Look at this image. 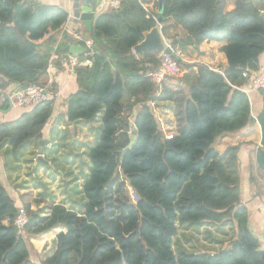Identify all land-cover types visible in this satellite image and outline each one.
<instances>
[{
	"label": "trees",
	"instance_id": "16d2710c",
	"mask_svg": "<svg viewBox=\"0 0 264 264\" xmlns=\"http://www.w3.org/2000/svg\"><path fill=\"white\" fill-rule=\"evenodd\" d=\"M144 2L120 0L117 8L93 18L84 37L98 52L90 65L74 68L77 89L54 122L100 118L97 140L86 151L83 185L66 194L80 195L78 206L48 202L45 214L24 207L28 221L19 231L13 224L18 208L0 182V264H264V248L242 201L238 146L222 153L215 147L221 136L250 126L243 72H259L263 0H161L157 15L145 10ZM228 3L234 5L231 11H226ZM158 15L164 34L170 27L183 30L182 36L171 37V48L185 51L205 40L225 41L227 64L214 70L177 58L184 71L178 89L154 82L145 73L160 64L158 52L147 50L138 57L133 47L156 25ZM66 21L67 12L54 4L0 0V109L8 106L2 92L10 85L38 84L49 67H67L70 45L84 43L62 31ZM257 91L264 102V91ZM51 93L52 98L16 119L0 122V145L7 142L14 155L26 143H39L53 113L54 84ZM162 101L175 103L176 132L169 139L150 106ZM256 117L261 129L256 159L264 171V106ZM133 128L134 144L121 154ZM57 132L53 128V136ZM4 217H9L7 225ZM228 223L233 234L222 250L175 247L181 227L221 230ZM57 225L65 231L56 235L55 251L35 262L27 238Z\"/></svg>",
	"mask_w": 264,
	"mask_h": 264
},
{
	"label": "crops",
	"instance_id": "0c3cea01",
	"mask_svg": "<svg viewBox=\"0 0 264 264\" xmlns=\"http://www.w3.org/2000/svg\"><path fill=\"white\" fill-rule=\"evenodd\" d=\"M39 2L45 4H54L67 12V21L65 22L62 31L71 35L72 33L78 32L82 36L87 37V32L85 26L81 21L76 22V18L73 17L74 12V0H38ZM109 0H102L99 6L94 10L95 18L98 14L106 11L109 7L107 2ZM156 0H145L143 3V8L157 15L159 13V4L155 3ZM158 1V0H157ZM264 3V0L263 2ZM234 8L232 3H228L226 6V11H231ZM264 15V11L262 12ZM159 17V15H158ZM158 17H156V25L158 33L160 35L161 41L166 45V40L171 41V37L175 35H183V30L180 26L170 27L164 34L161 30V23L158 22ZM77 44V43H75ZM226 44L225 41H202L197 47H189L185 51L174 50L173 57L175 59L179 58L183 62L188 63H201L207 65L209 68L218 70L227 64V59L222 47ZM171 47V46H170ZM153 51V50H151ZM158 52L157 57L160 58L163 51ZM179 52V53H177ZM138 57V54H136ZM259 71H264V51L258 57ZM183 70V69H182ZM184 71L179 75H174L165 80L167 86L173 90H177ZM48 79L52 80L54 84V106L53 113L50 119L47 121L45 127L42 130L41 139H46L47 143L51 142V147H46L48 152V158H44L49 161L52 166L46 167L36 161L37 149L39 143L29 142L22 146L16 154H12L10 146L7 142L0 145V182L8 192L9 196L14 200L15 206L29 208L35 211H41L42 214L47 213L44 209L46 203H60L59 199L63 196L57 195L55 189H63L67 183V188H72L74 185L81 187L84 181V174L82 175V169L76 159L70 160L67 157V161L63 160L65 156V151L67 149L74 150L75 152L79 149L78 143L68 145L69 143H74L77 139L79 131L84 127L92 125L93 130L91 138L95 137L96 130L99 132L101 123L99 115L92 122L80 121L77 124L68 125L66 122L54 123L58 116L65 112V100L66 97L75 92L77 85L75 83V77L73 73H70L66 67L62 70H57L53 67H49L47 74L43 81ZM18 85H10L3 90V95L7 98L8 95L15 91ZM53 88V87H52ZM250 100L251 115L257 116L258 112L264 106L263 97L257 90L246 91ZM52 98V93L50 95ZM158 111L154 116L160 117L162 126L158 127L159 130L166 134L168 132L167 128L171 129L172 134L176 132V118H175V103L172 101H162L156 103ZM25 111V109L12 107L8 103L7 108L0 109V122L11 121L16 119L20 113ZM156 117V118H157ZM56 126V127H55ZM53 128L58 130L57 134L53 136ZM70 131H69V130ZM73 129V130H72ZM75 129V132H73ZM85 131V130H84ZM84 134L90 133V131L83 132ZM82 133V135H83ZM74 134H76L74 136ZM83 137V136H82ZM81 137V138H82ZM261 140V129L260 125L256 121L253 125L234 133L226 134L221 136L216 142V150L218 153H222L229 146H238L237 158L239 165L240 174V186L242 191V201L248 207L249 215V226L253 233L257 235L260 240V245L264 248V171H262L257 164L256 154L258 145ZM93 144V142H92ZM91 144V145H92ZM64 145H67L64 147ZM88 147V142L85 144ZM84 145V146H85ZM54 146V147H53ZM81 148H84L81 146ZM54 149V150H53ZM10 152L11 156H5L4 153ZM4 155V156H3ZM66 157V156H65ZM54 159V161H53ZM87 171L89 162L86 155ZM85 172V173H86ZM66 173L65 177L63 175ZM62 184V186H61ZM68 188V189H69ZM132 190V189H131ZM133 191V190H132ZM134 192V191H133ZM2 223L7 225L9 223V217H4ZM207 225H200L199 229L188 230L185 229L184 237L185 241L181 240L182 246H184L189 251H206V252H217L226 248L229 245L230 238L233 234V229L231 224H226L228 227V232L225 234L220 232V229L214 226L206 227ZM180 230V228H179ZM53 231L51 236L47 234ZM60 231H65V227L62 225H57L50 229L46 235L37 237V240L32 236L30 237V242L33 248L40 252L41 248H46L41 254V258L50 256L56 249V235ZM192 244H190L191 242ZM42 250V249H41ZM33 259V257H31ZM37 262V259H33Z\"/></svg>",
	"mask_w": 264,
	"mask_h": 264
},
{
	"label": "built area",
	"instance_id": "2783aa9c",
	"mask_svg": "<svg viewBox=\"0 0 264 264\" xmlns=\"http://www.w3.org/2000/svg\"><path fill=\"white\" fill-rule=\"evenodd\" d=\"M120 0H109L107 5L109 8H117ZM71 37L76 40L83 41L84 51L82 52L85 56L84 59L80 60L77 55H70L68 59V65L66 69L70 72H74V68L77 66H87L91 64L90 57L94 54L92 41L88 38L82 36L78 32L72 33ZM175 52V51H174ZM179 53V52H177ZM160 64L154 67L151 70H148L145 75L151 78L156 83L164 82L166 79L179 75L182 73V68L177 63L176 59L172 54L163 52L159 58ZM243 77L246 79V83L243 86L245 91L248 90H263L264 91V71H259L254 74L249 72H243ZM53 83L51 79L43 81L38 84H29L26 88L21 89L20 91L11 92L7 99L8 103L12 107H18L22 109H28L34 106L35 104L47 100L51 95V88ZM150 106L154 107V102H150ZM172 133H166V138H171ZM52 143L48 142L46 147H51ZM28 221L27 212L24 207H19L14 218L13 224L20 231L24 228ZM263 233H264V224H263Z\"/></svg>",
	"mask_w": 264,
	"mask_h": 264
},
{
	"label": "water",
	"instance_id": "95a60500",
	"mask_svg": "<svg viewBox=\"0 0 264 264\" xmlns=\"http://www.w3.org/2000/svg\"><path fill=\"white\" fill-rule=\"evenodd\" d=\"M102 0H74V12L73 17L76 18L77 21H81L87 30H90L92 27L94 10L97 6L100 5ZM159 4V13L162 12V3L161 0H158ZM158 22L161 21V16L158 17ZM166 45L161 41L160 35L157 30V26L151 28L148 32L144 34L143 39L133 47V52L142 56L144 51L153 50V51H163L166 53L174 54L172 51L170 44V40H166ZM84 51V46L80 43L72 44L69 47L70 55H78ZM93 51L98 52L97 48L94 46ZM29 83L20 84L16 87L15 92L20 91L21 89L26 88ZM256 121V117L253 115L249 118V124L253 125ZM136 139V130L133 128L129 135V142L127 145L121 150V154L125 152L128 148H130ZM47 144L46 139H41L39 141V147L37 149V158L36 161L46 167H53L52 164L44 158L43 152L45 146Z\"/></svg>",
	"mask_w": 264,
	"mask_h": 264
},
{
	"label": "rangeland",
	"instance_id": "374dc122",
	"mask_svg": "<svg viewBox=\"0 0 264 264\" xmlns=\"http://www.w3.org/2000/svg\"><path fill=\"white\" fill-rule=\"evenodd\" d=\"M155 109H157V106H154V107H152V112L154 113V114H157L158 113V111H154ZM157 116H155V118H156ZM156 120L158 121V123H159V126H162V122H161V118L160 117H157L156 118ZM92 127H94V126H92V125H89L88 127H84V128H82L81 127V129H80V131H79V134H78V136H77V139L75 140V142H74V147H75V144L76 143H78V145H80V146H78V148L77 149H79L78 151H81V152H75L74 150L72 151V150H70V149H67L66 151H65V154L66 153H68L69 154V156H68V159H70V160H72L73 161V159H74V157H73V155L74 154H76V157H75V159L78 161V163H79V165L81 166V169L83 170L82 171V175L87 171L86 169H87V164H86V151H87V146L85 145L86 144V142H88V146H91V144H92V142H93V144L95 143V141L97 140V136H98V132H97V130H96V134H95V137H93V138H91L90 136L92 135V133H93V130H94V128H92ZM91 128L93 129L92 130V132H91ZM87 129H88V131H90V133H88V134H84L83 132H87ZM85 130V131H84ZM167 130H169L168 131V133H172L170 130L171 129H169V128H167ZM82 133H83V135H82ZM166 133H167V131H166ZM83 136V137H82ZM82 137V138H81ZM92 144V145H93ZM85 145V146H84ZM65 146H67V145H64V147ZM81 146H83L84 148H81ZM67 148H68V146H67ZM5 154V156H11V153L10 152H6V153H4ZM43 155L46 157V158H48V152H47V149H44V152H43ZM4 156V155H3ZM67 158H65V156H63V160L64 161H67L68 160ZM65 183V182H64ZM61 186H62V184H61ZM67 186H63V189H61L60 190V188H57V189H55L56 190V192H57V195L58 196H60V195H63L59 200V202H60V204H63V205H65V206H67V207H71L72 205H71V202L73 201V202H75V205H77L78 206V200L80 199L79 197H80V195H76V194H72L70 197H68L66 194L68 193V190H70V189H72V188H66ZM127 192H128V194H129V196H130V198H131V200L134 202L136 199L132 196V190H131V188H127ZM72 197V198H71ZM211 225H207L206 227H210ZM185 229L186 230H188V232H190L191 230H196V229H199V226H189V227H181L180 228V230H179V232H178V234H177V237H176V239H175V247H176V249H179V246H181L182 245V243H181V240L182 241H185L186 239H185V237H184V233H185ZM228 227L226 226V225H224L223 226V228H221V230H220V232L221 233H223V234H225L226 232H228ZM53 234V231H51L50 233H48L47 235L48 236H51ZM43 236L44 235H46V233H44V234H42ZM39 236H41V234H39V235H35V236H32L34 239H36L37 240V237H39ZM30 237L31 236H29V238H27V242L29 243V246H30V249L32 250V256H33V258L34 259H38L39 258V256L41 257V254H42V252H43V250L44 249H46V248H41L40 249V252H38V250H36L35 248H33V246H32V243L30 242ZM45 237V236H44ZM191 242V241H190ZM181 244V245H180ZM190 244H192V242L190 243ZM184 247V246H183ZM185 248V247H184Z\"/></svg>",
	"mask_w": 264,
	"mask_h": 264
}]
</instances>
